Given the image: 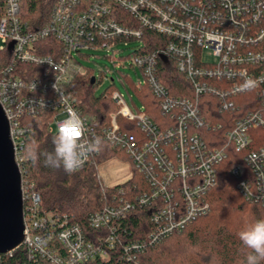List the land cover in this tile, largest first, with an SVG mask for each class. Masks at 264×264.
<instances>
[{
  "label": "built area",
  "instance_id": "1",
  "mask_svg": "<svg viewBox=\"0 0 264 264\" xmlns=\"http://www.w3.org/2000/svg\"><path fill=\"white\" fill-rule=\"evenodd\" d=\"M23 1L0 0V105L22 177L24 240L17 250L24 248L28 264L108 260L117 244L127 262L139 264L149 247L210 214L207 196L227 160L234 162L229 172L240 195L264 209V0H54L40 27L24 19ZM145 32L165 40L148 44ZM135 41L140 45L129 56L138 75L134 88L148 89L158 112L148 113L145 104L134 110L114 91L118 111L102 137L129 157L149 189L134 197L121 191L90 213L89 226L108 232L95 242L68 216L46 212L25 179L26 119L50 112L48 132L56 134L72 114L87 139L99 136L68 93L76 77L89 76L77 56L104 50L113 58L108 54L118 46ZM162 67L176 68L192 94L174 95L162 81ZM99 155L91 154L79 170L91 166L98 174ZM136 209L148 211L152 228L145 238L124 242L121 224ZM15 251L0 254V264Z\"/></svg>",
  "mask_w": 264,
  "mask_h": 264
},
{
  "label": "trees",
  "instance_id": "2",
  "mask_svg": "<svg viewBox=\"0 0 264 264\" xmlns=\"http://www.w3.org/2000/svg\"><path fill=\"white\" fill-rule=\"evenodd\" d=\"M53 2L54 0H24L22 6L24 19L33 27L43 26L50 16ZM151 39L161 42L165 40L164 37L145 32V40L148 44ZM147 49L150 51L154 47L149 45ZM162 71L164 72L162 81L174 95L190 96L192 94L189 83L176 68L162 67ZM89 77H76L70 84L68 93L77 103L81 115L89 121L91 126L99 130V136L102 137V129L109 125L110 115L117 112L118 108L112 102L110 94L95 97L94 85L91 84ZM134 89L136 91V88ZM136 92L146 105L148 113L158 112L157 109H151L152 105L157 104L148 89L145 88L142 93ZM216 113L218 111L215 110ZM52 116V113L44 112L37 118L26 119L31 131L26 137L22 164L25 179L34 183L35 191L42 199V208L46 212L68 216L71 222L83 227L89 240L96 242L106 237L108 232L92 229L87 221L88 215L111 204L112 198L115 195H121V191L128 192L130 197H134L147 191L148 185L137 171L136 178L111 188L100 184L94 167L88 166L68 174L62 168L46 166L43 153L53 150L52 140L56 135L48 132ZM29 146L40 153L36 163L27 158L26 151ZM116 153L117 150L112 149L105 142L96 161L100 164ZM233 163L231 160L224 162L219 171L218 186L207 196L211 204L210 214L198 219L182 233L149 247L140 256L139 264H242L248 250L239 241L237 232L244 224L264 218V209L246 202L240 195L237 190V181L229 172ZM151 228L148 211L136 209L131 212L127 220L122 222L120 233L126 231L123 241L128 242L145 238ZM3 257L2 264H28L24 248L15 251L12 256ZM85 264L133 263L124 259L122 248L117 244L110 250L108 260L98 259Z\"/></svg>",
  "mask_w": 264,
  "mask_h": 264
},
{
  "label": "rangeland",
  "instance_id": "3",
  "mask_svg": "<svg viewBox=\"0 0 264 264\" xmlns=\"http://www.w3.org/2000/svg\"><path fill=\"white\" fill-rule=\"evenodd\" d=\"M139 45L140 42L135 41L130 42L127 47L124 45L118 46V48H116L117 52L114 50L113 54H108L112 55L113 58H108L104 50L98 52H84L83 54H87L89 58L77 56L80 67L88 71L89 78L96 77L97 79V83L94 85L95 97L106 96L108 94L112 95L114 91H119L125 95L128 103L134 110L142 108L144 103L134 89V83L137 82L138 75L130 67L129 61V56ZM84 78H88V75L84 76ZM112 79H114V82ZM121 80L126 83L125 86L122 84ZM128 91L132 95L135 104L131 102ZM97 164L101 181L99 178L97 179L102 185L113 188L127 183L132 178H136V170L129 157L123 151L117 150L116 154L110 155L105 161Z\"/></svg>",
  "mask_w": 264,
  "mask_h": 264
},
{
  "label": "clouds",
  "instance_id": "4",
  "mask_svg": "<svg viewBox=\"0 0 264 264\" xmlns=\"http://www.w3.org/2000/svg\"><path fill=\"white\" fill-rule=\"evenodd\" d=\"M85 131L83 122L76 115L70 114L67 119L59 122L52 140L53 150L43 153L45 165L55 169L62 168L65 173L73 174L91 154L101 152L105 145L103 138L93 136L89 140L85 137ZM26 155L36 163L40 153L29 146ZM237 237L248 250L242 264H264V218L244 224L237 232Z\"/></svg>",
  "mask_w": 264,
  "mask_h": 264
},
{
  "label": "water",
  "instance_id": "5",
  "mask_svg": "<svg viewBox=\"0 0 264 264\" xmlns=\"http://www.w3.org/2000/svg\"><path fill=\"white\" fill-rule=\"evenodd\" d=\"M91 84H95V78L91 79ZM21 182L10 138V125L0 105V254L17 250L24 240Z\"/></svg>",
  "mask_w": 264,
  "mask_h": 264
}]
</instances>
